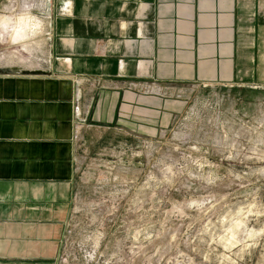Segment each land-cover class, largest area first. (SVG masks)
<instances>
[{
	"label": "crops",
	"instance_id": "0c3cea01",
	"mask_svg": "<svg viewBox=\"0 0 264 264\" xmlns=\"http://www.w3.org/2000/svg\"><path fill=\"white\" fill-rule=\"evenodd\" d=\"M48 10L40 67L0 66L42 72L0 74V264H59L91 133L151 131L200 87L264 90V0H48Z\"/></svg>",
	"mask_w": 264,
	"mask_h": 264
},
{
	"label": "rangeland",
	"instance_id": "374dc122",
	"mask_svg": "<svg viewBox=\"0 0 264 264\" xmlns=\"http://www.w3.org/2000/svg\"><path fill=\"white\" fill-rule=\"evenodd\" d=\"M4 18L0 66L39 68L48 0H0ZM178 102L151 131L80 146L59 264H264V90L200 87Z\"/></svg>",
	"mask_w": 264,
	"mask_h": 264
},
{
	"label": "bare ground",
	"instance_id": "6f19581e",
	"mask_svg": "<svg viewBox=\"0 0 264 264\" xmlns=\"http://www.w3.org/2000/svg\"><path fill=\"white\" fill-rule=\"evenodd\" d=\"M7 19L6 18H4V19H2L1 21H0V27H2V29H4L3 31L1 30L0 31V40L2 39L3 41H4V33H5V29H7ZM22 25H26V22L24 21L23 23H21L20 25H19V30L16 32L15 31V29H17V28H15V29H13V32H12V35H16V36H20L21 35V30H22ZM18 27V26H17ZM22 27V28H21ZM31 28V24H29L28 25V28ZM12 28V27H11ZM23 31V30H22ZM16 32V33H15ZM11 39H13V38H11ZM1 40V41H2ZM2 43V42H1ZM3 59V58H2ZM21 61L23 62V61H25L24 59H21ZM29 69H30V67H29ZM31 69H33V68H31Z\"/></svg>",
	"mask_w": 264,
	"mask_h": 264
},
{
	"label": "water",
	"instance_id": "95a60500",
	"mask_svg": "<svg viewBox=\"0 0 264 264\" xmlns=\"http://www.w3.org/2000/svg\"><path fill=\"white\" fill-rule=\"evenodd\" d=\"M14 73H19V74H24V75L42 74L41 71L30 72V71H26V70H20L18 68L0 69V74H14Z\"/></svg>",
	"mask_w": 264,
	"mask_h": 264
}]
</instances>
